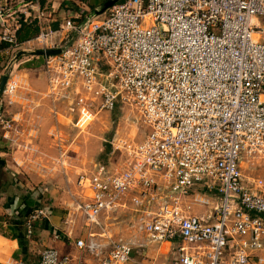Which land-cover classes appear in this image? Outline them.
Segmentation results:
<instances>
[{"label":"built area","instance_id":"obj_1","mask_svg":"<svg viewBox=\"0 0 264 264\" xmlns=\"http://www.w3.org/2000/svg\"><path fill=\"white\" fill-rule=\"evenodd\" d=\"M25 6L0 1V41L14 50L30 17ZM61 31L75 38L62 45ZM60 32L34 38L40 48L63 49L44 56L53 100L73 96L82 125L96 104H130L148 132L135 145L119 141L122 170L98 163L80 175L85 194L76 208L87 235L76 240L79 254L47 247L15 264H85L88 254L96 264L129 263L138 240L99 238L104 219L122 207L140 216L152 242L178 243L168 264L264 261V179H246L241 168L243 155L264 149V0H121L81 23L67 19ZM18 87L9 77L1 99L12 104ZM191 198L203 213L192 211ZM43 216L40 207L28 214L29 236Z\"/></svg>","mask_w":264,"mask_h":264},{"label":"rangeland","instance_id":"obj_2","mask_svg":"<svg viewBox=\"0 0 264 264\" xmlns=\"http://www.w3.org/2000/svg\"><path fill=\"white\" fill-rule=\"evenodd\" d=\"M13 3L17 5V0ZM97 8L100 9L101 7ZM88 12L93 13V9L90 8ZM64 35L66 40L61 43L62 45L75 38L73 32L66 33L64 31ZM36 46H39L37 42L22 43L19 50H23V47L34 48ZM19 50L9 47L6 57L2 59L5 64L11 61L13 67L10 70L14 72L12 76L21 81V83L19 82L21 86L17 89V95H19L20 90L22 91V87L27 85V82L33 80L34 77L37 79L42 70L45 73L43 62L32 65V62L29 61L24 63V60L29 58L28 56L17 58V51ZM45 75L47 77L46 73ZM47 93L49 94V90H47ZM85 96L92 97L90 95ZM4 100H1L2 103L0 104V138H3L4 133H7L8 130L10 136L12 133L17 134L16 138L19 140L17 142L13 141L11 147L24 149L26 160L25 166L21 169L20 179H48V182H43L42 185L50 186L53 183L57 185L58 190H64L65 187L61 188L63 183L66 186L70 185L72 191L75 192L74 199L76 201L82 200V194H85L84 190L78 185L81 174L90 173L98 163H105L112 169L122 170L126 159V151L116 148L119 141L125 140L128 145H135L142 141L148 132L139 110L122 102L114 110H101L96 104L92 108L93 114L82 125L81 123L78 124L80 107L73 96L57 101L61 104L56 110L59 115L54 113V118L49 115L47 119L42 118L41 120H34L30 117L27 120L21 119L14 114L17 111L16 105H8ZM6 121H10L12 124L9 129L4 128ZM37 126L46 128L45 130L49 131L50 137L48 136L47 139V137L30 135V131L32 130L33 133V128ZM19 132L21 133L19 134ZM241 168L246 179H264V149L262 152L253 155H243ZM186 202H190L194 213H203L205 210V205L198 202L194 203L192 198L186 200ZM132 209V207L119 208L114 215L107 216L104 219L107 235L99 237L103 240L102 242L109 244L111 241L121 239L128 242L138 240L141 245L135 244L132 260L127 264H148L151 261L162 262L165 261L166 258L164 257H167V254L173 256L175 249L170 247L171 244L166 242L156 244L157 242H152L146 232L139 229L140 216L135 214ZM98 232L103 231L99 230ZM107 248H110V246ZM162 254L165 256L163 257ZM253 261L254 259L252 264ZM258 264H261V262H258Z\"/></svg>","mask_w":264,"mask_h":264},{"label":"crops","instance_id":"obj_3","mask_svg":"<svg viewBox=\"0 0 264 264\" xmlns=\"http://www.w3.org/2000/svg\"><path fill=\"white\" fill-rule=\"evenodd\" d=\"M0 1L15 2V0ZM105 1L17 0V3H23V6L27 4L24 8L30 11V17L23 22L26 23V26L28 25L27 27L35 25L40 28V31L54 30L60 32L67 19L72 18L74 22L81 23L87 16L93 15L95 9H98L97 7H102ZM90 8L93 9V13L88 12ZM37 35L22 43L30 44L36 42L34 38ZM64 36V32L61 31L57 42ZM3 43L0 41V82L4 72L7 71L8 75L14 73L10 70L13 67L11 66V61L6 64L2 62L9 48V46L1 47ZM22 49L17 51V58L19 56H28L29 58L24 60V63L29 61L32 62V65L38 62H43L42 64H44V56L31 54L34 50L41 49L40 46L34 48L23 47ZM21 51L24 52L19 55ZM40 74L37 79L34 77L33 80L27 82V85L22 87V91H19V95H17V91L12 104L6 102L8 105H16L17 111L14 114L21 119L27 120L30 117L34 120H41L42 118L47 119L49 115L54 118V113L59 115L56 110L61 104L49 96L47 93V77L43 70ZM17 81L19 86H21V81L19 79ZM1 97L0 104L2 103L1 100H4ZM45 129L37 126L33 128V133L32 130L30 131V135L42 138L47 137L48 139L49 131ZM9 132L8 130L7 133H4V137L0 138V264H15L21 259L35 260L47 247H54L63 254L76 256L79 254L76 240L87 235V227L85 218L76 208L75 192L72 191V187L67 183L68 186L64 185V183L61 186L62 189L65 187L64 190H58L57 185L53 183L50 186L42 185L43 182H48V179H20L21 169L26 164L24 149L11 147L12 142H17L19 139L16 138L17 134L12 133L10 136ZM38 207L45 210V216L36 221L33 234L29 236L25 221L28 214ZM156 244L160 243L157 242ZM168 244H171L170 247L175 249L174 255L167 254V257H164L165 255L162 254L166 258L165 261L157 263L168 264L178 254V243ZM258 255L264 258V249ZM253 259V264L260 262L258 256ZM84 262L85 264H96L98 259L88 254ZM261 264H264V261Z\"/></svg>","mask_w":264,"mask_h":264},{"label":"water","instance_id":"obj_4","mask_svg":"<svg viewBox=\"0 0 264 264\" xmlns=\"http://www.w3.org/2000/svg\"><path fill=\"white\" fill-rule=\"evenodd\" d=\"M121 0H106L102 7L100 9H95L93 15H99L107 11L109 8H111L113 5L118 3ZM62 47H55V48H41V49H36L34 50L31 54L32 55H37V56H51V55H58L62 52ZM24 51H21L19 55H22ZM9 79L8 73H5L1 79L0 82V97L3 95L5 85Z\"/></svg>","mask_w":264,"mask_h":264},{"label":"trees","instance_id":"obj_5","mask_svg":"<svg viewBox=\"0 0 264 264\" xmlns=\"http://www.w3.org/2000/svg\"><path fill=\"white\" fill-rule=\"evenodd\" d=\"M27 26L26 23H23L22 27L18 30L17 38L18 41L21 43L31 39L33 36L37 35L40 31V28L38 26L35 25H31L30 27ZM7 46H9V43L7 42L1 44V47H7Z\"/></svg>","mask_w":264,"mask_h":264}]
</instances>
